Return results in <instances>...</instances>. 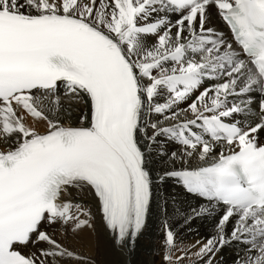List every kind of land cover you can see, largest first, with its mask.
I'll return each mask as SVG.
<instances>
[{
	"label": "snow or ice",
	"instance_id": "6c2138e0",
	"mask_svg": "<svg viewBox=\"0 0 264 264\" xmlns=\"http://www.w3.org/2000/svg\"><path fill=\"white\" fill-rule=\"evenodd\" d=\"M9 141L0 264H91L69 238L96 213L133 251L155 212L165 264H217L234 243L233 264H264V0H0ZM172 180L205 203L181 211ZM177 216H214L215 233L178 248Z\"/></svg>",
	"mask_w": 264,
	"mask_h": 264
},
{
	"label": "bare ground",
	"instance_id": "6f19581e",
	"mask_svg": "<svg viewBox=\"0 0 264 264\" xmlns=\"http://www.w3.org/2000/svg\"><path fill=\"white\" fill-rule=\"evenodd\" d=\"M218 23H220L221 27H224L221 22L218 21ZM225 31H227L226 28ZM63 93L64 89L61 86L57 89V94L63 97ZM81 110L87 111V106L80 104L70 117L63 118L61 122L65 125H75L77 115ZM29 124L41 132L46 129V122L44 121L34 119ZM9 147L10 141L7 143L0 142V150H8ZM193 163H200L203 166V162L194 161ZM165 191L166 194L175 200L176 207L183 212H187L190 207H197L199 204L205 203V201L187 193L174 180L168 182ZM87 198L92 203H95L93 197L88 196ZM169 214L171 215V211ZM162 219L163 217L159 212H155L150 216L147 227L137 239L133 251H128L127 245L124 248L114 246L113 239L100 222L98 213H96L94 230L85 229L78 236L70 237L69 241L90 259L91 264H165V232L162 226ZM215 223L214 216H201L188 224L184 222L182 217L177 216L175 218L176 246L180 248L193 245L197 241H206L215 233ZM44 228L49 231L60 230L58 224L45 225ZM241 247L235 243L225 246L217 256V264H233L237 251ZM29 249H31V245ZM29 249L24 250L27 251ZM185 264H188V262L185 261Z\"/></svg>",
	"mask_w": 264,
	"mask_h": 264
},
{
	"label": "rangeland",
	"instance_id": "374dc122",
	"mask_svg": "<svg viewBox=\"0 0 264 264\" xmlns=\"http://www.w3.org/2000/svg\"><path fill=\"white\" fill-rule=\"evenodd\" d=\"M35 118H31L30 116L29 117H27V122L29 123V122H31L32 120H34ZM36 120V119H35Z\"/></svg>",
	"mask_w": 264,
	"mask_h": 264
}]
</instances>
